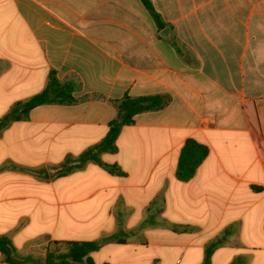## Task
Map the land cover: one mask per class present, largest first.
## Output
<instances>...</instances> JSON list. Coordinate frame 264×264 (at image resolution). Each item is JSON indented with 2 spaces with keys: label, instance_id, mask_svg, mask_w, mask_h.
Here are the masks:
<instances>
[{
  "label": "crops",
  "instance_id": "1",
  "mask_svg": "<svg viewBox=\"0 0 264 264\" xmlns=\"http://www.w3.org/2000/svg\"><path fill=\"white\" fill-rule=\"evenodd\" d=\"M152 1L163 28L141 0H0V120L51 71L76 84L77 102L0 129V235L23 264H43L41 237L108 238L94 264H264V0ZM125 95L167 102L100 155L124 175L53 174L107 135ZM189 138L209 154L180 181Z\"/></svg>",
  "mask_w": 264,
  "mask_h": 264
},
{
  "label": "trees",
  "instance_id": "2",
  "mask_svg": "<svg viewBox=\"0 0 264 264\" xmlns=\"http://www.w3.org/2000/svg\"><path fill=\"white\" fill-rule=\"evenodd\" d=\"M150 12L155 23L163 28L166 23L162 15L156 10L152 0H141ZM75 83L61 82L54 71L49 74L47 85L43 91L29 100L14 106L11 111L0 120V129L10 121L26 119L31 109L43 104H70L77 102L72 95ZM166 99L160 96L131 97L125 95L116 101L117 116L110 121L107 135L98 143L88 148L75 159H69L58 172L66 175L73 170L82 168L88 162H96L103 169L114 175H124L117 164L104 163L100 155L117 150L116 140L125 125L134 123V116L144 111L162 108ZM209 154V148L194 138H189L181 149L176 168V178L180 181L191 179L199 165ZM107 239L97 241H70L65 252H47L43 264H94L90 254L99 249ZM0 252L8 264H23L31 262L32 258H22L13 242L4 235H0Z\"/></svg>",
  "mask_w": 264,
  "mask_h": 264
},
{
  "label": "rangeland",
  "instance_id": "3",
  "mask_svg": "<svg viewBox=\"0 0 264 264\" xmlns=\"http://www.w3.org/2000/svg\"><path fill=\"white\" fill-rule=\"evenodd\" d=\"M60 167L53 169L52 173L55 174L60 171ZM184 227H178V226H174V229L176 230H180L183 229ZM186 229H190L189 226H186ZM36 243L38 246H40V244H42L43 246L45 245V247L48 249V252H55V253H60V252H65L68 249V242H63V241H50L48 242L47 238H39L36 240ZM41 245V246H42ZM41 248V249H40ZM39 251L38 252H44L45 249H43V247H39Z\"/></svg>",
  "mask_w": 264,
  "mask_h": 264
}]
</instances>
